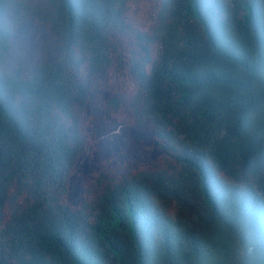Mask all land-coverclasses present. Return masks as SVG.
Segmentation results:
<instances>
[{"label":"trees","instance_id":"obj_1","mask_svg":"<svg viewBox=\"0 0 264 264\" xmlns=\"http://www.w3.org/2000/svg\"><path fill=\"white\" fill-rule=\"evenodd\" d=\"M21 1L0 0V264H129L123 238L131 264H264V125H248L264 109V0H55L54 54L32 70L10 54ZM121 115L186 176L138 153L70 207L97 121Z\"/></svg>","mask_w":264,"mask_h":264},{"label":"rangeland","instance_id":"obj_2","mask_svg":"<svg viewBox=\"0 0 264 264\" xmlns=\"http://www.w3.org/2000/svg\"><path fill=\"white\" fill-rule=\"evenodd\" d=\"M57 8L58 3L55 0H22L13 13L10 11L8 20L12 22V24L10 23L12 29L16 28L15 32H17L11 44L12 53L10 54L12 58L23 60L20 65L24 64L25 60L27 69L32 70L35 67L41 54H54L53 46L50 43L48 24L53 17H58ZM18 23H20L19 26H17ZM241 28L238 40L247 44V49L252 50L254 44L250 32L251 27L244 22ZM7 63L8 67H12L10 61ZM209 63L218 72H226L231 75L236 72L227 62L211 59ZM237 96H239L237 92L226 94L214 91L211 93L210 101L214 104H221L225 103L229 97ZM125 119L126 117L121 115L117 119L106 117L102 121H97L95 135L89 137L92 145V150L86 157L89 166L81 172L76 181H72L70 184L71 197H68L67 200L70 207L78 206L81 198L86 196L87 189L96 182L98 177H101V172L105 173L117 165L124 166L123 163L128 164L133 157L138 161V153L139 155L144 153L149 155L152 160L149 159L151 162L147 163L143 169H149L155 175H165L168 171L174 172L180 177L186 176L182 168L167 154L166 148L156 143L152 137L144 136L139 143V140H133L125 135L123 127L120 125ZM248 123L252 130L264 125V109L249 110ZM138 167L142 168V166ZM221 175L224 176V174ZM226 180L235 185V181L228 176ZM76 184L79 186L78 189ZM157 200L169 213L179 212V207L174 202H165L164 199L160 200L159 198ZM120 244L127 256L128 263L131 264L133 261L130 243L126 238H123Z\"/></svg>","mask_w":264,"mask_h":264}]
</instances>
